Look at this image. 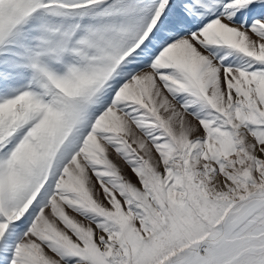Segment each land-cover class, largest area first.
I'll list each match as a JSON object with an SVG mask.
<instances>
[{"label":"snow or ice","instance_id":"6c2138e0","mask_svg":"<svg viewBox=\"0 0 264 264\" xmlns=\"http://www.w3.org/2000/svg\"><path fill=\"white\" fill-rule=\"evenodd\" d=\"M0 264H264V0H0Z\"/></svg>","mask_w":264,"mask_h":264}]
</instances>
